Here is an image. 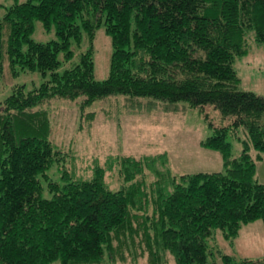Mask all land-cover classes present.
I'll return each instance as SVG.
<instances>
[{
	"label": "trees",
	"instance_id": "1",
	"mask_svg": "<svg viewBox=\"0 0 264 264\" xmlns=\"http://www.w3.org/2000/svg\"><path fill=\"white\" fill-rule=\"evenodd\" d=\"M36 20L54 26L57 40L35 41ZM102 24L113 44L109 77L95 78L92 49L60 73V53L71 59L72 43L84 32L93 40ZM251 33L264 43V0H15L0 13V77L6 58L13 75L51 74L33 90L15 87L0 103V264H102L123 245L147 250L151 264L162 249L176 264H209L207 239L216 229L234 239L244 224L264 220V183L250 154L251 147L264 152V96L243 90L234 67L249 52ZM82 94L83 113L116 94L199 109L214 104L228 122L211 124L205 145L223 152L225 172L172 176V193L153 191L152 198L135 181L144 168L131 156L121 163L128 185L118 191L108 188L102 168L91 179L69 171L64 183L51 179L47 171L65 156L50 140L48 112L35 107ZM240 128L247 139L232 159L228 136ZM140 234L145 245L127 240ZM220 257L222 264H254Z\"/></svg>",
	"mask_w": 264,
	"mask_h": 264
},
{
	"label": "rangeland",
	"instance_id": "2",
	"mask_svg": "<svg viewBox=\"0 0 264 264\" xmlns=\"http://www.w3.org/2000/svg\"><path fill=\"white\" fill-rule=\"evenodd\" d=\"M25 1L18 0V3ZM14 4L15 0H0V13ZM34 25L31 37L35 41L47 43L57 40L54 26L47 29L39 20ZM248 37L249 52L237 57L234 67L243 90L264 96V43L255 42L253 33ZM70 48L73 51L71 59L60 53V73L73 67L83 53L92 49L95 78L102 81L109 77L113 44L104 24L96 29L93 40L84 32L81 42H73ZM50 76V73L45 76L39 71L29 70H20L19 74L13 75L6 58L0 77V103L13 93L15 87L24 86L25 91H30ZM85 97L84 94L75 100L56 97L35 107L48 112L50 140L54 148L64 152L65 156L47 171L51 179L64 183L67 171L73 173L74 178L91 179L96 169L102 168L108 188L118 191L128 185V175L121 163L124 156H131L138 162L135 164L137 167L144 168L134 174L135 181L144 183L143 194L148 192V197L152 198L153 191L157 195L159 190V194L165 197L172 193V176L179 178L184 174L225 172L223 152L205 145L213 135L211 124L228 122L214 104L199 109L190 108L186 101L170 105L149 98L116 94L96 100L83 113L81 103ZM86 113L91 115L86 116ZM243 139H247V135L241 128L238 133L229 134L232 159L242 153ZM250 154L256 162V177L264 183V152L251 147ZM259 154L261 159H258ZM43 195L51 196L47 190ZM137 198L142 196L137 194ZM140 238L142 234L127 240L132 241L133 246L136 242L145 245L139 241ZM207 244L213 253V257H209L210 263L222 264L220 254L224 252L238 260L247 258L254 264H264V220L259 218L244 224L234 239H226L223 230L216 229L214 235L207 239ZM121 248L116 256L107 254L102 264H151L147 250L139 254L133 250L132 253L127 252L124 245ZM162 254L164 257L153 264H176L172 252L162 249Z\"/></svg>",
	"mask_w": 264,
	"mask_h": 264
},
{
	"label": "crops",
	"instance_id": "3",
	"mask_svg": "<svg viewBox=\"0 0 264 264\" xmlns=\"http://www.w3.org/2000/svg\"><path fill=\"white\" fill-rule=\"evenodd\" d=\"M260 182V181H259Z\"/></svg>",
	"mask_w": 264,
	"mask_h": 264
}]
</instances>
